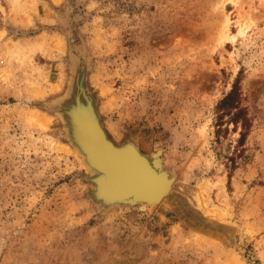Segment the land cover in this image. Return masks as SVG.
<instances>
[{
  "label": "rangeland",
  "instance_id": "1",
  "mask_svg": "<svg viewBox=\"0 0 264 264\" xmlns=\"http://www.w3.org/2000/svg\"><path fill=\"white\" fill-rule=\"evenodd\" d=\"M236 79L245 128L219 119ZM76 89L161 149L158 203L96 197ZM0 264H264V0H0Z\"/></svg>",
  "mask_w": 264,
  "mask_h": 264
},
{
  "label": "bare ground",
  "instance_id": "2",
  "mask_svg": "<svg viewBox=\"0 0 264 264\" xmlns=\"http://www.w3.org/2000/svg\"><path fill=\"white\" fill-rule=\"evenodd\" d=\"M81 94L82 93H79L77 94V96L81 101L79 103L80 107L83 108L86 106L85 103L87 99L85 100V98ZM81 98L85 101V103L82 102ZM72 100L73 99H71L70 97L67 99L66 104L64 105L65 113L68 117H71V119L73 120L72 123L76 126V129L79 132L76 135L78 136L79 134L80 138L83 137V139L80 140V144L83 145L84 148H86L88 145L90 147V150H92L93 143L98 141L96 126L90 119L87 120L89 125H85V121L83 122L81 119L83 117H80L74 111H80L78 105H76L74 108L71 107L70 103ZM74 114L76 116H74ZM70 130V133L73 136L74 130L71 127V124ZM84 139L86 140V142L83 141ZM104 147V149L103 147H101L105 151V154L102 157L101 155L93 154L92 152V154H88L90 158L87 159V161L89 162L88 165L91 169L94 168V166L92 165L94 164L97 167L100 166L107 173V177L104 182L107 187V192L118 193V191L129 190L133 194L139 191L140 194L145 193L147 196L158 195L159 198H157V200L155 201L151 200L150 203L156 201L158 203L167 194L173 181V176L169 175L168 172H166L162 167L160 159L161 149L153 152L152 157L144 154V157L138 155L137 158L132 155V153H130L129 149L122 148V150H115L112 148L108 149V147L106 146ZM96 170L97 169H94L95 172ZM165 184L169 185L166 190ZM196 201L200 202V197L197 196ZM146 204L142 206L144 207V209Z\"/></svg>",
  "mask_w": 264,
  "mask_h": 264
},
{
  "label": "water",
  "instance_id": "3",
  "mask_svg": "<svg viewBox=\"0 0 264 264\" xmlns=\"http://www.w3.org/2000/svg\"><path fill=\"white\" fill-rule=\"evenodd\" d=\"M77 94H79V90H72L70 92L69 97L71 99H73L70 103L71 107L74 108L76 105H78L79 110H74L75 113L77 115H79L82 121L85 123V125H89L87 120H91L93 124H95L96 126V130H97V139L98 141H96L95 143H93V147L92 150H90V147L87 145L86 148H84L83 145L80 144V140L83 139V137L80 138V135L78 134V136L76 135L77 133H79L76 129V126L72 123V119L71 117H69V122L71 124V127L74 130V134H73V138L75 140V143L77 145V148L80 150V152L83 154L84 160L89 164V162L87 161V159H89L90 157L88 156V154H97V155H101V157L105 154V151L103 150L106 146L112 149H117V150H122V148L125 149H129L130 153H132V155H134L135 157L138 158L139 156L144 157V154L138 149V147H136L134 144L130 143V142H126L122 145H116L114 144L106 135V133L104 132V130L102 129L101 125L98 122L97 117L95 116V112L93 110V107L91 105H88L87 103H85V101L81 98L82 102H84L86 104L85 107H80V100L78 99ZM76 109V108H75ZM74 116H76L74 114ZM81 121V122H82ZM83 141L86 142V140L84 139ZM99 143V144H98ZM92 144V143H91ZM86 146V145H85ZM103 147V149L101 147ZM125 146V147H124ZM96 155V156H97ZM101 160V158H100ZM92 164V163H91ZM94 166L93 169H97V174L95 175L94 178V184H95V195L96 197L101 201L102 204H113V203H127V204H135V203H139V206L142 207L145 202L146 203H150L151 200H157L158 195H154V196H147L145 193H141L138 191L137 193L133 194L131 193L129 190H125V191H118L117 192H113V193H109L106 191L107 187L105 182L106 179V175L107 173L100 167V166H96L94 164H92ZM165 190L169 187L168 184H165ZM106 192V193H105ZM152 203H157L156 202H152Z\"/></svg>",
  "mask_w": 264,
  "mask_h": 264
},
{
  "label": "trees",
  "instance_id": "4",
  "mask_svg": "<svg viewBox=\"0 0 264 264\" xmlns=\"http://www.w3.org/2000/svg\"><path fill=\"white\" fill-rule=\"evenodd\" d=\"M238 79H236L231 89L219 100L217 108L219 110V119L224 115L229 117L230 122L236 124L240 122L241 127L245 128L248 124L245 110L240 106V93ZM239 140L244 135L243 131L239 132Z\"/></svg>",
  "mask_w": 264,
  "mask_h": 264
}]
</instances>
